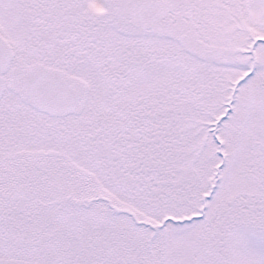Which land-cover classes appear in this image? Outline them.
<instances>
[{"label": "snow or ice", "instance_id": "snow-or-ice-1", "mask_svg": "<svg viewBox=\"0 0 264 264\" xmlns=\"http://www.w3.org/2000/svg\"><path fill=\"white\" fill-rule=\"evenodd\" d=\"M0 264H264V0H0Z\"/></svg>", "mask_w": 264, "mask_h": 264}]
</instances>
